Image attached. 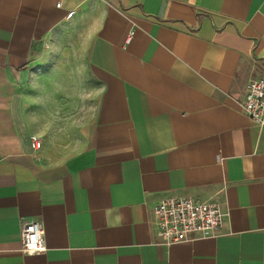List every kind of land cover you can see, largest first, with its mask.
<instances>
[{
	"label": "crops",
	"instance_id": "1",
	"mask_svg": "<svg viewBox=\"0 0 264 264\" xmlns=\"http://www.w3.org/2000/svg\"><path fill=\"white\" fill-rule=\"evenodd\" d=\"M64 34L95 106L62 140L37 65ZM257 77L264 0H0V264H264V127L238 109ZM170 197L218 203L216 235L159 244ZM21 219L44 253L20 252Z\"/></svg>",
	"mask_w": 264,
	"mask_h": 264
},
{
	"label": "built area",
	"instance_id": "2",
	"mask_svg": "<svg viewBox=\"0 0 264 264\" xmlns=\"http://www.w3.org/2000/svg\"><path fill=\"white\" fill-rule=\"evenodd\" d=\"M59 7L60 4H57ZM73 12L67 14L71 17ZM128 34L125 43H129ZM241 114L253 124L264 127V77L251 79L245 86L243 100L238 102ZM34 150L41 147L40 141L31 137ZM155 236L164 246L210 238L222 226L226 214L215 202H201L192 198H163L151 208ZM20 252L41 254L46 251L43 229L38 222L20 220Z\"/></svg>",
	"mask_w": 264,
	"mask_h": 264
},
{
	"label": "rangeland",
	"instance_id": "3",
	"mask_svg": "<svg viewBox=\"0 0 264 264\" xmlns=\"http://www.w3.org/2000/svg\"><path fill=\"white\" fill-rule=\"evenodd\" d=\"M86 44L81 34L59 35L44 50L42 59L47 63L37 65L43 76H50L44 106L54 109V113L45 117L52 129L58 127L50 133L62 140L77 136L81 126L92 119L95 99L84 70Z\"/></svg>",
	"mask_w": 264,
	"mask_h": 264
}]
</instances>
